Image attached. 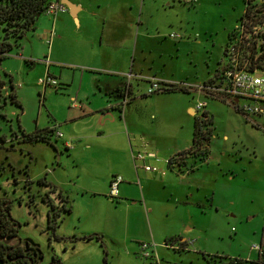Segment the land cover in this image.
<instances>
[{"label": "rangeland", "instance_id": "1", "mask_svg": "<svg viewBox=\"0 0 264 264\" xmlns=\"http://www.w3.org/2000/svg\"><path fill=\"white\" fill-rule=\"evenodd\" d=\"M206 3H208L206 6L199 8L181 1L179 15L174 18V24H170L163 13L155 14V18L162 22L168 35L171 33L181 35V44H185L181 46L178 57L174 60L166 59L169 67L166 75L159 74L161 77L177 84L181 82V85L202 84L210 77L215 78L221 63L225 62V44L229 41L228 35L232 32L234 19L226 13L229 1L210 0ZM243 9L242 3L239 19L243 15ZM168 13L172 11L169 10ZM154 31L156 33V30ZM67 39L68 44L64 45L68 48L61 51L58 56V61L63 64L58 67L53 65V69L58 75L62 70L69 76L76 74L79 79L80 72L86 71L85 67L93 62L85 52L72 48L73 44L70 43L74 41V35H68ZM2 40L3 32L0 30V41ZM41 42L35 37L34 31L28 32L19 40L23 50L20 46L13 47L0 66V82L8 87L0 91V199L8 198L12 201L10 215L22 225L20 237L24 245L29 243L31 247L41 249L44 255L43 262L50 263L55 253L52 254V249L48 247L52 233L48 229L49 208L42 200L47 189L39 187L37 181L46 177L50 182L69 183V177L79 170L82 173L80 183L84 181L97 184L100 179H105V175H109L113 168L110 160L103 154L98 155V151L90 155V158L86 156L78 169L75 167L74 159L64 151L62 164L59 165L57 158L52 162L57 154L49 143L24 141L23 129L32 133L38 126H50L54 123L55 115L60 120L66 117L67 105L79 108L75 107L76 103L82 106L88 102V100L84 102L87 97H83V101L68 103L70 94L62 90L56 92L52 87L44 91L46 59L43 55L49 44L45 40ZM18 53H22L23 58L28 61L14 59ZM86 74L90 78L93 76L88 70ZM11 77L22 108L11 98ZM140 84L145 93L151 86L147 82ZM89 85L91 89L92 84L86 79L85 88ZM189 89V92L179 91L181 95L177 97L154 93L145 100L148 107L170 104L179 107L181 127L180 124L153 122L145 125V128L142 126L140 129L144 135L142 137H149L151 131L155 133V137L156 135L162 137L160 145L164 153L176 139H180L181 147H185L192 143L196 121L203 123L204 111H208L212 125L207 123L203 128L212 131L210 151L214 161L210 167H203L197 176L204 178L206 173L213 170L218 173L220 167L217 165L221 160L224 167H231L238 173L240 183L249 186L234 187L232 194L228 193L226 198L219 187L215 206L210 207L212 204L207 202L208 212L205 214L202 213L205 208L196 205L192 207L191 215L185 210H180L177 217L181 220V228L186 221L194 226L195 233L191 237L195 241L190 242L187 251H181L180 246L169 242L167 244L169 249H158L160 262L152 253L146 257V251H142L139 243H149L150 229L155 230L159 236V223L166 219L174 222L176 216L172 214L170 218H165L162 211L156 210L150 220H147L134 207L127 210L126 203L123 205L120 200L116 201L118 204H113L107 200L86 197L76 204L73 202L75 211L83 212L84 218L80 222L77 213L75 218L66 214V219L62 224L60 221L61 225L57 230L59 237L72 235L75 231L81 233L97 226L103 231L116 232L118 243L107 238L103 248L96 244L82 243L79 249L71 247L68 252L64 246L55 244L57 257L62 264H155L157 261V264H235L232 262L233 259L242 260L244 264H258L259 254L252 250V246L262 244L264 239V127L248 123L245 117L235 110L236 101L225 96H221L225 98L223 101L217 100L198 95V89L194 87ZM97 92V95L91 97L95 104H99L102 99L106 100L105 93H100L98 89ZM216 95L212 94L214 97ZM199 102H206L207 106L199 112L197 118H194L186 108ZM78 127L81 125L78 124ZM135 133L137 132H131V136L134 137ZM223 153L226 154L225 158L222 157ZM213 179L214 176L211 175L210 180ZM29 180L34 183H28ZM34 195V201H31ZM197 196V199L202 200L201 192L197 193ZM59 199L53 201L58 206L57 212L62 215L63 210H68L69 204L66 200H61L60 197ZM95 212L97 216L94 219L86 218L87 214L92 215ZM123 236L129 241H134L130 243L131 250L124 246ZM134 246L138 247V252L128 256L127 254L134 253L132 249Z\"/></svg>", "mask_w": 264, "mask_h": 264}, {"label": "crops", "instance_id": "2", "mask_svg": "<svg viewBox=\"0 0 264 264\" xmlns=\"http://www.w3.org/2000/svg\"><path fill=\"white\" fill-rule=\"evenodd\" d=\"M53 1L64 3L68 10L54 16L46 13L42 14L36 22L35 30H33L35 37L40 42L45 40L49 44V48L45 50L43 55L46 59L44 74H50L58 80L60 87H52L56 89V92L62 90L70 94L68 95V103L83 101V97H87L84 102L86 100L88 102L87 104L83 103L82 106H78L76 103L75 107L79 108H71L67 105V115L63 120H60L55 115L52 125L46 127L38 126L34 132L54 130L50 145L57 155L54 156L52 162L57 158L58 164L61 165L65 151L74 159V162H76L75 167L78 169L86 156L90 158V155L98 151V155L103 154L110 160L113 168L109 175L106 174V178L100 179L97 184L84 181L80 183L82 173L79 170H76L75 174L69 177V183L51 181L57 187V192L61 193L66 198V203L69 204L68 210L70 211L66 214L68 217L74 216L75 218L77 213L78 220L81 222L84 218L83 212H76L74 204L79 200H85L86 197L95 200H107L113 204H118L116 201L120 200L123 205L126 203L125 207L127 210H131L134 207L147 220H150L151 215L156 210H160L165 215V218H170L172 214L176 216V221L170 222L166 219L159 223V236L155 230L150 229L148 233L149 243H147L149 244V252L156 255L157 260L160 262L158 249H169L167 247L169 242L180 246L181 251H187L190 242L195 241L191 237L195 233V227L186 221L181 228V220L177 217L180 210H185L187 214L191 215L193 213L192 207L196 205V207L205 208V211H202L205 214L208 212V209H206L208 206L207 202L212 204L210 207L215 206L219 187H221V191L226 198L228 193L229 195L232 194L234 187L247 188L249 185L240 183L238 173H235L236 171L231 167H224L221 160L218 161L217 165L220 167L218 173L216 171L213 172V170L206 173L204 178L197 176V173L203 167H210L212 161H214L210 151L212 136L204 145L209 152L206 157L202 159L201 156L197 157L191 153L185 158V166L177 163L170 167L169 160L176 158L179 153L189 150L193 152L195 150L193 140L191 144L181 147V140L176 139L170 149L168 151L164 150V153L160 145V141L163 140L162 137H158V135L155 137V133L152 131L149 132V137H142L144 136L140 132L142 126L145 128V125H150L153 122L172 125L180 124L181 127V109L174 106V104L157 107L146 106L147 102L145 100H148L154 93H149L151 86L145 93L140 83L147 82L151 84V80H157L164 84L175 83L170 79L161 77L159 74H167L166 71L169 64L166 59L174 60L175 57L179 56L178 53L181 51V46L185 45L181 44V35L176 33L168 35L162 22L155 18V14L163 13V16L169 19L170 24H174V18L179 15L178 8L181 7V1L201 8L206 6L208 4L206 2L210 0H196L194 3H189L186 0ZM228 1L229 7L226 9V13L229 17L234 18L231 26L233 32L240 20L239 14L242 3L244 5L242 13L244 14L247 8V1ZM169 10L172 13H168ZM154 30H156V33ZM231 33H229L228 39ZM71 34L75 37L74 41L70 43L73 44L72 48L85 52L93 62L85 67L89 73H92L91 75L93 76L91 78L87 76V70L80 72L78 79L76 74L69 76L60 70L58 75L57 71L53 69V65L58 67V65L63 64L58 61V56L61 51L68 48L64 44H68L67 36ZM228 43L225 44L224 57ZM51 44H53L52 47L50 46ZM20 49L23 50V46H20ZM23 56L22 53H18L14 59L28 61ZM3 60H1L0 64ZM225 63H221L218 70L222 69ZM171 76L173 75L171 74ZM86 79L89 84L91 82V89L90 85L85 88ZM212 79L214 77H210L208 81L202 84ZM11 81V86L13 85L15 88L12 77ZM18 83L20 85V81ZM186 84L184 83L183 85L191 89L192 87L198 89L202 85ZM49 87L51 86L45 84L44 91ZM4 88H8L6 84L2 90ZM97 89L100 93H105L106 96H103L106 100L102 99L99 104L91 101V97L98 94ZM164 95L177 97L181 95V92L164 93ZM198 95L221 101L225 99L218 95L214 97L207 95V93H200L199 90ZM125 96H128L127 103L125 102ZM197 104L186 108L188 113L194 118H197L200 112L197 110ZM234 104L236 106L235 110L241 113L248 123L256 127H264V117L248 115L241 111L237 102ZM204 114L208 116L210 113L204 111ZM49 116L51 117L52 115L50 114ZM78 124L81 127H78ZM23 131L28 134L34 133H29L25 129ZM58 132L62 133L63 136L58 137ZM131 132L137 133L132 137ZM138 152H155L157 157L136 163L133 154ZM222 157L225 158L226 154L223 153ZM145 165L156 167L158 171L149 172L144 168ZM116 175L123 176L124 181L120 185L119 197L111 199L108 196L110 183ZM211 175L214 176L213 180H210ZM45 179L47 178L45 177ZM200 192L203 197L202 200L197 199V193ZM96 216L97 213L95 212L92 215L87 214L86 218L92 220ZM95 234L101 237V241L97 238L84 239ZM61 236H72L74 238V241L56 243L68 248V250L66 249L67 252L71 247L75 250L79 249V245L82 243L96 244L103 248L102 242L105 243L107 238L118 243L116 232L103 231L97 226L81 233L75 231L72 235ZM123 241L124 246L131 250L132 246H130V243H134V241H129L124 236ZM143 244L139 243L142 246V251ZM261 245L264 248V239ZM132 249L134 253H126L128 256L138 252L137 246ZM242 264H244V261ZM258 264H260V255Z\"/></svg>", "mask_w": 264, "mask_h": 264}, {"label": "built area", "instance_id": "3", "mask_svg": "<svg viewBox=\"0 0 264 264\" xmlns=\"http://www.w3.org/2000/svg\"><path fill=\"white\" fill-rule=\"evenodd\" d=\"M194 3L196 0H186ZM247 8L240 18L234 31L229 36V43L225 51V64L219 77L198 87L200 93L217 94L239 102L241 111L248 115L264 117V0H246ZM68 7L60 1H52L45 13L51 16L64 13ZM45 84L59 87V82L50 74L46 75ZM167 84V83H165ZM172 84V83H170ZM169 85V84H167ZM164 87V83L151 80L149 93H156ZM128 96H125L127 103ZM206 102H199L197 110L202 111ZM62 137V133H57ZM157 157L155 152H138L133 154L136 163ZM170 162V160H169ZM168 162V163H169ZM149 172H157L158 168L145 165ZM124 178L116 175L112 178L109 188V198L119 197L120 185ZM253 251L260 255V264H264V248L261 244H254ZM145 256H149V244H143Z\"/></svg>", "mask_w": 264, "mask_h": 264}, {"label": "trees", "instance_id": "4", "mask_svg": "<svg viewBox=\"0 0 264 264\" xmlns=\"http://www.w3.org/2000/svg\"><path fill=\"white\" fill-rule=\"evenodd\" d=\"M53 0H0V30L3 32V40L0 41V62L5 59L9 52L15 46H20L19 40L26 36L30 31L35 30V25L38 18L45 13L47 6ZM1 66V64H0ZM221 70L219 69L215 77H219ZM213 80V79H212ZM210 80L209 82H211ZM12 82V81H11ZM4 83L0 82V90L3 88ZM12 93L11 98L14 103L19 105L22 108V105L19 103L16 95L14 86H11ZM189 88L181 84H164L162 90L157 93H170V92H189ZM205 121L200 123L198 120L195 123V131L193 137V144L195 150H189L179 153L176 158H172L169 162V166L173 167L177 163H181V166L186 165L185 158L188 154H193L197 157L201 156L202 159L208 155L207 147L204 146L207 141L210 140L212 136V131L209 129L205 130L203 127L207 126L206 124L212 125V120H210L207 114H204ZM24 132V131H23ZM54 134V130L46 131H36L32 134L26 132L23 133L24 141L26 142H46L51 144V137ZM30 183H34L29 180ZM39 184L47 185L57 192V187L48 182L45 178L38 180ZM61 200H66V198L58 192ZM70 211V210H68ZM10 223L7 215L2 214L0 210V263L9 264L8 261L18 257L16 254L8 255L10 247L5 245L6 239L11 238L9 234ZM97 238L101 241V237L97 234L85 237L84 239H93ZM104 246V243L102 242ZM235 264H242V260L233 259L232 261ZM56 264H62L58 262Z\"/></svg>", "mask_w": 264, "mask_h": 264}, {"label": "flooded vegetation", "instance_id": "5", "mask_svg": "<svg viewBox=\"0 0 264 264\" xmlns=\"http://www.w3.org/2000/svg\"><path fill=\"white\" fill-rule=\"evenodd\" d=\"M38 185L39 187H44L47 189L44 196L42 197V200L43 202L47 203L48 208H49L48 210V229L50 230V233L51 232L52 233L50 234L48 247L52 249L51 253L52 254L55 253V254L53 255L52 262L44 263L43 262L44 255L41 249L37 248L36 246L31 247L29 243H27L26 246L24 245L20 237V229L22 225L16 220H14L10 215L12 201L9 200L8 198H3V199H0V210H1V213L7 215L9 219V223H10L9 234H11V238L6 239L5 241V245L10 247L7 254L8 255L10 254L18 255V257L11 259V261H8L9 264H56L58 262H61V260L59 257H57V250H56L55 244L57 242L62 243V242L70 241V240L74 241V238L72 237H62V236L59 237L57 235V230L62 224V221L65 220L66 218L65 215L68 212V210L66 209L63 210L62 215H60L57 212L58 208L56 207L58 206H56L53 200H60L58 193L52 188V186L49 187L47 185H42L39 183ZM34 197L35 195L33 196L31 201H34L33 200ZM60 221H61V224H60ZM65 249L68 250V248L66 247Z\"/></svg>", "mask_w": 264, "mask_h": 264}]
</instances>
